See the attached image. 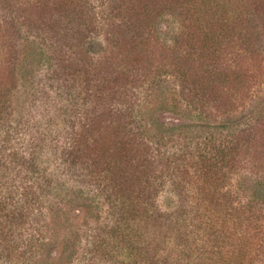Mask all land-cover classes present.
<instances>
[{"label":"rangeland","instance_id":"rangeland-1","mask_svg":"<svg viewBox=\"0 0 264 264\" xmlns=\"http://www.w3.org/2000/svg\"><path fill=\"white\" fill-rule=\"evenodd\" d=\"M237 1L214 53L200 34L207 15H186L177 0L157 9L148 0H92L91 9V0H0V206L8 205L6 230H15L5 243L16 246L14 262L4 264H121L116 226L129 221L116 220L114 205L116 186L129 177L125 197L154 203L141 241L150 252L139 264H151L157 249L173 260L183 247L202 254L200 264H264V0ZM166 3L176 10L163 9L146 30ZM200 9H209L206 1ZM183 17L189 35L180 33ZM185 88L199 94L194 102ZM215 137L228 139L233 155L207 206L194 192L205 172L199 155ZM125 150L134 162L116 167ZM167 156L182 157L188 170L184 204L169 181L153 194L145 186L146 161L154 181L168 175ZM223 214L218 252L205 235Z\"/></svg>","mask_w":264,"mask_h":264},{"label":"trees","instance_id":"trees-1","mask_svg":"<svg viewBox=\"0 0 264 264\" xmlns=\"http://www.w3.org/2000/svg\"><path fill=\"white\" fill-rule=\"evenodd\" d=\"M162 1L164 2L165 0H148V4L147 5L145 4V6L147 8H149V3H150L154 8L157 9L158 5H160L162 3ZM205 1L207 2L209 9L201 11L200 7L203 5V3ZM177 2H178L177 6L180 8H183V10H185L186 15H189L191 13V10H197V12H198L197 14H199L198 15L199 18H201L202 15H207V19H204V20L201 19L202 26L200 27V34H203L204 38L207 40V44L204 45V47L210 49L214 53H217V51H219L221 48V46L219 45V43H220L219 38L221 37L222 30L224 28L223 24L228 23V25H230L233 22L232 18H234L235 15L238 16V14H237V12L239 11L238 7H237L238 1L237 0H201L199 4L197 3V5H195L196 0H195V2H194V0H177ZM92 5H93V3L91 0L90 9H91ZM102 6H104V4ZM175 8L176 7L174 4L166 3L165 6L163 8H161V11L159 9L160 13H157L154 17L147 19V24H146L147 29L146 30H148V29L151 30L154 26V22H157L161 16H164L166 14L162 11L163 9H167L170 12H174V10H176ZM88 9H89V7H88ZM104 12H105V10L102 9V13H104ZM91 13H92V11H91ZM95 13H96V15H99L96 8H95ZM95 13H93V15H95ZM179 15H180V13H179ZM137 16H139V15H137ZM106 17H107V15L105 12L104 16H102L101 18L105 19ZM179 20L183 23V24H181L180 33H187V31H188V35H189L190 31H192V29H191V26L188 27V24L185 23L186 18L183 17ZM80 33H82V32L80 31ZM84 39H86V38H83L82 40H84ZM183 42H184V39L181 42V44ZM157 43H158V41H157ZM178 74H180L179 76H182V78H183L181 80L182 85H185L186 81H187V76L183 77V75H182L183 72H180ZM208 74H209V80L211 81L215 75L214 70H212L211 73H208ZM205 81H206V79H205ZM202 86L203 85H201L200 87H202ZM185 89H189V90L192 89L189 91V94H187V93H185V94H186V97L188 98V100H193V102H194L195 97H198V95H199L197 93V91L195 90V88H185ZM143 106L145 108H141L140 112L136 115L139 119L142 118L140 120H144L143 114L150 111L149 107H148V105H146V103ZM148 129L149 128H147V126H146V131H145L146 134L145 135H147ZM231 136L234 137L233 134H231ZM218 139H219V137H215V139L210 140L209 142L212 145L210 146L209 150L208 151L205 150L204 152H201L199 155L198 162L203 166V168L205 169V172L203 173V175H201L199 178H197L198 185H196V189L194 192V195L197 196V198H196L197 204L198 203H204L207 206L208 205L210 206L213 204L212 200L209 201L207 199V196H209V193L211 192L212 186L214 184L213 180H215L216 182L219 180L218 175L222 171V167H227L229 165L228 161L230 160V157L233 155V153L230 150H226L230 146L227 143L228 139H221V140H218ZM227 145H229V146H227ZM130 154H131V150H125L123 152L116 153V167L120 168V166H121V168H123L124 165L125 166L131 165L134 162V155L132 157H130ZM165 155L166 154H163V156H165ZM161 158L164 159L163 157H161ZM166 158H167V161L170 160V161H173L175 163L174 168L172 169L170 167V165L167 163V161H163L165 164V167L163 169H164V171L167 172L168 175H166L165 177H163V175H161V176L155 175L154 181L151 179L150 173L147 171V169L150 168L149 167L150 162L148 160L146 161L147 162V164L145 165L146 170H142L141 174H142V177L144 175H146L144 183H145V186L147 185V187H148V194H150L156 190L158 191L159 188H161L166 183V181H169L172 184L173 190L175 192H177L176 194H178L179 196L182 197V204H184L185 200H187L186 194H187L189 189H186V187L183 185V182L185 181V178H186L185 175L186 176L188 175V172H187L188 170H186V167H184L181 164V158L182 157L177 159V158H173L171 156H167ZM141 164H143V163L137 162L136 167H138ZM151 165L153 167L154 174H156L157 172L160 171L161 164H159V159L157 161V164H155V161H153L151 163ZM218 167L220 169H217ZM142 177H140V178L142 179ZM129 178H127L125 180L124 184H122V182H120L121 183L120 188L122 185L121 189L120 188L117 189V186H116V191L121 193V194L116 193L117 194L116 196H118V197H116V205H114V206H116V220L119 223L121 222V219L122 220L126 219L125 222L126 221L130 222V223L129 222L127 223L128 225L125 228H121V226L119 224H118V226H116V237L119 238V240L116 239V257H117L118 262L121 264H139L138 259H139L140 255L145 253L148 256V254H149L148 252H150L148 245L146 243H144V244L141 243V241H145L144 234H146V231L149 230L151 227V226H149V224H147V222H148V220L153 218V214L149 215L150 213H149L148 207L152 206L154 203H152V201H151V203H149L147 201L146 202L140 201L139 200L140 196L137 197V201L134 200L133 196L130 199L125 197L128 192L130 193V191H132V185L130 183H127ZM194 181H195V179H194ZM0 187H2L1 188V190H2L5 187V184L0 183ZM152 194L147 197V200H148V198H150L149 200L152 199V197H151ZM12 204H14V205H9V206L17 210L18 205L17 206L15 205L17 203H12ZM142 205L145 207L144 208L145 212H142L139 210ZM4 207L0 206V248H1L0 249L1 250L0 251V261L3 260V264L5 263V261L8 263L14 262L13 256H14V250L16 247L15 245L12 247V245L10 246L7 243H5V242H8L6 240L8 236H10V235L14 236L15 230L14 229H10L8 231L6 230L7 221L3 220L1 217L3 216V214L8 209V205H6ZM182 207H183V205H182ZM215 212H216V210H215ZM9 213L10 212H7L8 215H6V216H9ZM201 213L202 212H200V214ZM216 214L221 215L217 212H216ZM124 215H125V218L123 217ZM146 215H147V218H143V216H146ZM204 216H199V219L203 218V222H205L204 220H206V218H207L206 224L210 223L212 220V217L211 216H209V217L205 216L204 217ZM209 218H210V221H209ZM218 220L221 221V227L220 228L216 227V233L215 232H213V234L206 233L205 240H208L207 236L212 237L213 238L212 241H215V246H216L217 242H219L220 244L217 245L218 246V252H219L222 244L224 243L225 237H226V234H225L226 231L222 230V226H227L225 214H223L222 218H220V216H219ZM131 222H133V223L131 224ZM205 240H204V238H201V243ZM160 243H161V241H158V243H156V244H160ZM184 248L185 247H183V249H181L180 256L176 257L173 260H172V257L169 255H167L166 257H165V255L163 256L162 251L160 249H157V255L155 256L154 260L149 255L150 261L152 262L151 264H200L199 260L202 259V257H201L202 254H199V253L192 254L191 252H192L193 247H191L190 253H187L184 250ZM201 248H202V246H201ZM184 253H187V254H184ZM203 253H206V252H203ZM222 257H225V256L223 255ZM222 264H226L225 259H222Z\"/></svg>","mask_w":264,"mask_h":264}]
</instances>
